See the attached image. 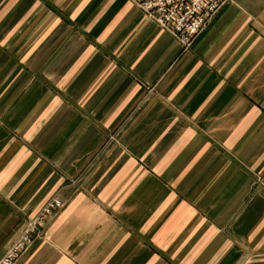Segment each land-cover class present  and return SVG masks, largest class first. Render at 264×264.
<instances>
[{
    "label": "crops",
    "instance_id": "obj_1",
    "mask_svg": "<svg viewBox=\"0 0 264 264\" xmlns=\"http://www.w3.org/2000/svg\"><path fill=\"white\" fill-rule=\"evenodd\" d=\"M55 196L17 264H264V0H0V259Z\"/></svg>",
    "mask_w": 264,
    "mask_h": 264
},
{
    "label": "built area",
    "instance_id": "obj_2",
    "mask_svg": "<svg viewBox=\"0 0 264 264\" xmlns=\"http://www.w3.org/2000/svg\"><path fill=\"white\" fill-rule=\"evenodd\" d=\"M147 18L170 33L184 50H189L216 14L230 0H129ZM65 207L53 197L41 212L30 220L20 237L13 242L0 264H17L34 240L40 237L49 222Z\"/></svg>",
    "mask_w": 264,
    "mask_h": 264
}]
</instances>
